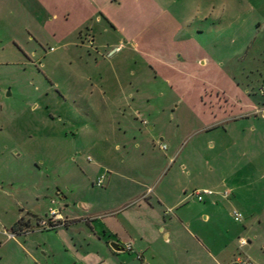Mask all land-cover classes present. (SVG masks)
<instances>
[{
    "label": "rangeland",
    "instance_id": "374dc122",
    "mask_svg": "<svg viewBox=\"0 0 264 264\" xmlns=\"http://www.w3.org/2000/svg\"><path fill=\"white\" fill-rule=\"evenodd\" d=\"M196 6L140 0L136 9L110 10L114 26L104 17L95 22L85 0H0V264H78L79 255L95 254L105 264H140L134 253L109 250L101 240L102 217L93 219V232L84 221L13 240L4 232L21 208L41 217L58 209L67 224L66 215L85 213L79 203L97 213L156 178L189 192L224 186L231 196L218 201L214 219L206 223L191 209L185 223L195 221L206 237L205 253L226 245L240 263L264 264V27L254 18L251 30L198 34ZM159 9L182 27L174 38L189 22L194 32L188 37L223 66L202 68L195 59L167 80L151 59L150 25ZM213 42L225 49H214ZM246 102L251 109L240 110ZM125 125H135L137 135L123 146L117 129ZM106 149L117 176L108 188L92 185L105 177ZM176 150L181 159L170 162ZM240 239L250 243L240 247ZM177 241L183 250L170 253L165 236L158 239V264H216L190 238Z\"/></svg>",
    "mask_w": 264,
    "mask_h": 264
},
{
    "label": "crops",
    "instance_id": "0c3cea01",
    "mask_svg": "<svg viewBox=\"0 0 264 264\" xmlns=\"http://www.w3.org/2000/svg\"><path fill=\"white\" fill-rule=\"evenodd\" d=\"M156 1L157 0H155V2ZM253 1L254 0H190L192 4L197 5L194 10V20L200 18V21H197L195 32L198 34L212 33L221 35L226 32L237 31L238 29L246 27L251 30L254 18L257 19L256 25L258 27L260 25L264 27V23L261 24L260 20L262 19L264 21V0H255V4ZM85 3L87 8L95 14V22L98 20V23H101L102 17H104L110 24L115 26L116 23L111 18L112 16H110V10L115 8V10H120L124 9L126 6H131L133 9H136L140 0H85ZM154 18V23L150 25L152 33L155 34L150 43L154 45V52L151 59L154 61L156 69H165V78L167 80L172 79L173 76L180 71H185L188 67L193 66V60L195 59L199 61V65L202 68L207 67L209 63H212L215 66H217V64L220 67L223 66V63H217L220 62V59L212 58L207 52H205L204 45L202 46L200 42H196L192 38L188 37V35L193 34L194 32V30L192 31L191 29V25H188L189 22L185 23L187 24L185 26L186 29L181 33L184 35L176 36L174 38L175 33H177L176 31H181L180 29H182V27L178 22H174L176 19L173 14H171L167 9H159ZM162 33L167 35L166 40L162 39L161 36H157ZM234 44L235 40H231L230 45ZM122 45L123 44L121 43L119 45H114L108 54L114 49L118 50L122 47ZM133 46L136 47L135 42ZM213 47L216 50H222L224 48L218 42H213ZM130 97L133 99L134 95H131ZM238 108H240V110L243 108L245 109L244 111H246L251 109V106L246 102L242 105H238ZM215 109L212 110V113L217 110ZM242 113L246 112L242 111ZM214 117H216L215 114L213 115V118ZM117 130L119 132L118 134L121 135L123 146H125L129 140L135 141L137 135V133H135L137 130L135 125H125ZM208 130H210L209 127L204 129V131ZM160 141H162V139H160ZM118 144L119 142L115 143V148L113 149L114 151H120ZM106 153V159L102 160L103 162L101 161V165L103 164L107 170L103 185H106L108 188L117 176L114 174L113 169H111V162L114 163L115 161L112 158H109L108 149H106ZM172 155L173 156L170 158V162L172 158H174V163L176 159H181L179 150H176V152ZM208 162L210 163V160ZM184 169V167H181L180 170L182 171H180V173L185 176V173L183 172ZM165 180L163 179L159 181V179L156 178L153 186L145 188L143 185V187L136 192H126V197L122 202L117 205H115V203L107 204L106 206L104 205L97 213H91L90 204L81 202L78 205L85 213L81 216L66 215L65 217L68 220V223L60 226L69 227L75 222L84 221L93 232L95 229L92 225L94 222L93 219H95V217H102L101 235L103 238L101 240L109 246V250L112 253L125 251L123 249L124 246L120 247L118 243L119 241H126V243H124L130 244L132 247V253H134L132 255H135V258L139 255L140 259H142L140 264L159 263L158 258L162 256V253L156 246V243L158 242V239L162 238V236H165L166 242L170 245L168 249L170 253H177L178 251L183 250V248L177 244V240H179L182 236L190 238L194 242L195 246L205 253V247L203 245L208 247L206 237L203 236L198 227L195 225V221L189 219L188 222L185 223L184 219L189 215V211L191 209H196L197 214L200 216L203 215L204 221L209 223L216 216L215 210L217 209L218 201L224 202V200L231 196V192L225 190L224 186H220V183L218 185L211 186V188H200L189 192V188L187 186L181 185L177 187L173 185L171 179L168 178L167 182ZM220 182L225 184L227 183V180L222 177ZM92 185H95V181L92 182ZM204 190L210 193L204 195L202 201H198L194 192ZM57 193H59L58 196L62 199H66V195L60 189L57 190ZM225 193H227V195H225ZM47 212L44 213V216ZM43 217L31 209L21 208L20 214L14 222L10 224V231L17 232V235L19 236H25L29 233L42 231L33 229L31 232L24 233V235L23 233H19L17 229H13L16 227V223L19 219H23V226H32L33 223L36 225L37 221ZM6 239L13 240L9 239L7 236ZM112 242L116 243L118 248L122 250H113L110 247V243ZM59 246L60 244L58 247ZM212 251L213 250L207 251L205 254H207L208 258L213 261V263L242 264L240 263V260L235 259L234 254L231 256L227 255L226 245H224L220 250H214L215 252ZM183 252H188V249H184ZM50 253L53 252L50 250ZM94 260L96 261V264H105L104 259L98 258L97 254L94 256L79 255L77 262L78 264H94ZM172 262L173 263L170 264L175 263L174 261ZM75 263L76 262H73L72 264ZM180 263L185 264V262L182 261H180ZM165 264H169V262L166 261Z\"/></svg>",
    "mask_w": 264,
    "mask_h": 264
},
{
    "label": "built area",
    "instance_id": "2783aa9c",
    "mask_svg": "<svg viewBox=\"0 0 264 264\" xmlns=\"http://www.w3.org/2000/svg\"><path fill=\"white\" fill-rule=\"evenodd\" d=\"M159 148L160 150L164 151L166 150V146L165 145H162V144H159ZM90 159V158H89ZM103 182H104V177L103 176H100L99 178H97V180L95 181V185L100 187L103 185ZM210 192L204 190V191H195L194 194L196 196V198L198 199V201H202V198L204 195L206 194H209ZM225 195H227V193H225ZM232 216H233V219L234 221L236 222H241L242 221V215L237 212V211H234L232 213ZM65 219L61 216L60 212L58 209H55V208H50V210L47 212V214L45 215V217L39 219L35 225V229L37 230H50V229H54L60 225H64L65 223ZM33 228V229H34ZM33 229H23V230H20L18 231L19 233H26V232H29V231H32ZM5 235L9 238V239H13L16 235H17V232L15 231H10V232H4ZM247 242L246 240L244 239H240L239 240V246L240 247H243L245 245H247ZM123 249L127 252H133L132 250V247L130 244H125ZM138 259H140V256L137 255L136 256ZM242 264H253L251 262H243Z\"/></svg>",
    "mask_w": 264,
    "mask_h": 264
},
{
    "label": "trees",
    "instance_id": "16d2710c",
    "mask_svg": "<svg viewBox=\"0 0 264 264\" xmlns=\"http://www.w3.org/2000/svg\"><path fill=\"white\" fill-rule=\"evenodd\" d=\"M22 226H23V219H19L18 222L16 223V227H14L13 230H16V229H17V231L18 230H21L22 229L21 228Z\"/></svg>",
    "mask_w": 264,
    "mask_h": 264
},
{
    "label": "water",
    "instance_id": "95a60500",
    "mask_svg": "<svg viewBox=\"0 0 264 264\" xmlns=\"http://www.w3.org/2000/svg\"><path fill=\"white\" fill-rule=\"evenodd\" d=\"M110 247L113 249V250H115V251H118V250H122V249H120V248H118V245L116 244V243H110Z\"/></svg>",
    "mask_w": 264,
    "mask_h": 264
}]
</instances>
